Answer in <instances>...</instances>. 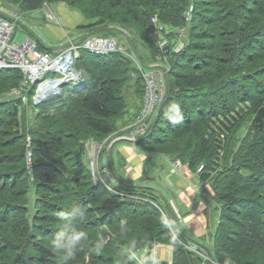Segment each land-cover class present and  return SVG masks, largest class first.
Masks as SVG:
<instances>
[{
  "label": "trees",
  "instance_id": "trees-1",
  "mask_svg": "<svg viewBox=\"0 0 264 264\" xmlns=\"http://www.w3.org/2000/svg\"><path fill=\"white\" fill-rule=\"evenodd\" d=\"M0 2L22 16L44 4L64 3L86 19L76 26L78 32H118L142 68L147 66L139 43L149 57L159 53L154 25L162 26L171 45L182 43L169 52L165 94L136 144L146 153L188 162L192 172L204 162L200 181L213 178L212 197L220 203L209 247L177 233L154 205L155 198H163H152L115 168L119 194L93 181L85 142L115 131L132 97L141 103L140 69L122 53L81 51L75 67L83 73L82 86L71 88L54 106L33 104L31 115L20 95L11 92L20 86L21 71L0 69V264H139L129 250L149 249L154 242L173 246L172 259L159 264H211L187 250L189 243L208 251L216 264H264V0ZM36 40L38 48L50 49ZM241 82L255 83L257 92L243 93ZM227 87L236 104L247 108L248 115L237 121L235 104L229 108L222 99ZM242 123L248 130L239 137ZM220 134H229L226 145ZM220 160L222 170L211 177ZM241 170L251 174L242 177ZM31 181L36 184L33 203L27 189ZM54 241L64 247L57 250ZM153 249L141 253L143 264L151 262Z\"/></svg>",
  "mask_w": 264,
  "mask_h": 264
},
{
  "label": "built area",
  "instance_id": "built-area-1",
  "mask_svg": "<svg viewBox=\"0 0 264 264\" xmlns=\"http://www.w3.org/2000/svg\"><path fill=\"white\" fill-rule=\"evenodd\" d=\"M42 10L46 21L60 22L56 13L50 8V4H45ZM184 16L185 20L188 21L190 18L189 11H186ZM19 19L20 15L4 7L0 2V69H18L21 71L23 78L20 86L12 89L11 92L20 95L26 104L28 103L27 93L31 89L34 90L33 104L38 105L61 96L65 85H69L71 88L82 86L83 73L75 67L76 60L80 55V48L87 49L93 55L120 52L132 60L140 69L143 93L139 110L132 121L108 134L102 140L88 139L85 142L87 167L94 182L109 183L111 170L102 153H107L115 141L127 140L133 145L136 139L146 133L165 94V74L169 70V52L171 50L178 51L182 47V43L175 42L171 45L163 36L162 26L154 25L155 40L159 47V53L155 58L161 62H158V65L142 68L136 54L131 50L127 51L123 47H119L112 36H89L81 43H79L80 40L67 36V43L55 51L38 48L37 40L31 36H25L18 41L14 22ZM18 33L19 31H17ZM48 74H53V77H46ZM29 85V89L25 91ZM203 166L204 164L201 163L197 167V172L201 171ZM115 194L119 193L115 191ZM154 205L163 218H166L162 208L157 204ZM172 207L178 215L173 204ZM155 245V242L152 243L150 250L154 251ZM185 248L198 254L203 261L216 264L209 252L204 248H199L195 243H189L185 245ZM131 253L134 256L133 252Z\"/></svg>",
  "mask_w": 264,
  "mask_h": 264
},
{
  "label": "crops",
  "instance_id": "crops-1",
  "mask_svg": "<svg viewBox=\"0 0 264 264\" xmlns=\"http://www.w3.org/2000/svg\"><path fill=\"white\" fill-rule=\"evenodd\" d=\"M54 6L55 5L50 4V8L56 13L60 22H44V12L40 9L42 17L40 33L41 36L43 33V36L40 37L37 35V38L39 37L40 40L42 39V41H44V46L48 47L49 44H52V46L56 47L50 48V51H55L66 44L64 41L65 38H63L69 35L66 29L74 24V21L78 20L74 12L73 17L70 18L65 12H57ZM54 10H56V12ZM32 11L33 10L25 13V20L27 13L32 15ZM21 26L23 27V25ZM21 28H18L20 34L23 30H27L25 27ZM81 37H83V35L76 38L80 39ZM37 38L35 37V39ZM139 102L137 98L132 97L130 99V110L124 120H128L129 122L132 119V114L137 111V106L141 104H139ZM118 124H120L118 126L119 129L128 123ZM103 155L108 161L110 170L112 167L115 168L122 179L132 185H142L155 189V192H146L161 196V198H163L162 201L166 202L168 207L169 201H172L180 213V218L175 219L182 228L185 236L198 239L211 247V236L218 223L219 211L217 210L218 208L216 209L217 205L213 202V197L211 198L212 195H205L202 189L205 183L200 181L198 174L189 170L188 162L181 163L176 160L174 161L163 154L146 153L138 148L137 144L136 146H132L126 141L114 143L109 151ZM156 159L161 161L160 165H155L154 161H156ZM110 175L112 177H110V184H112L113 181L118 182L114 174L110 173ZM205 187L207 191H209L208 185ZM157 190L160 191V194L157 193ZM164 196L167 201L164 199ZM206 196L208 199H206ZM157 204L162 207L159 203ZM170 216L174 217L172 211ZM163 219L167 221L168 217ZM155 252V255H151L152 259L149 264H156V262L163 259L170 261L172 259L173 246L157 244Z\"/></svg>",
  "mask_w": 264,
  "mask_h": 264
},
{
  "label": "rangeland",
  "instance_id": "rangeland-1",
  "mask_svg": "<svg viewBox=\"0 0 264 264\" xmlns=\"http://www.w3.org/2000/svg\"><path fill=\"white\" fill-rule=\"evenodd\" d=\"M45 5V4H44ZM54 5V4H53ZM43 8V7H42ZM54 8H56V10H57V12H60V13H62V12H65L66 14H67V16L68 17H70V18H72L73 17V14L75 13V15H77V18H78V20H76V21H74L73 23L74 24H72L69 28H67L66 30L69 32V35H67V36H69L70 38H72V39H78V38H76V37H78V36H82L83 35V37H81L80 38V41H79V43H81L85 38H87L88 36H106V34L104 33V31H99V32H95L94 34H87V36H86V34H80V33H82V32H78L77 30H76V26H78V25H80V24H82V23H85L86 22V19H83V16L81 15V14H79V13H77V11H75V9H73L72 7H69L68 5H66V4H64V3H59V4H55V6H54ZM10 9V8H9ZM191 9V8H190ZM12 10V9H11ZM56 10H54L55 12H56ZM74 12V13H73ZM18 13V12H17ZM32 15L30 14V13H27V17H26V20L24 19V17L26 16V14L24 13L23 14V16H22V14L21 13H18V15H20V19L19 20H17L18 21V23L15 25V28H14V30L16 31V38H17V40L18 41H20V40H22L25 36H31V37H34L35 35H39L40 37H42L43 36V33H42V36H41V33H40V28H41V26H42V17H41V12H40V9H37V10H33L32 11ZM43 21L44 22H46V20L43 18ZM26 22V23H25ZM21 24L23 25V27L21 26ZM24 25L26 26L25 28L27 29L28 27V30H23L22 32H21V34L20 33H18L17 34V31H18V26L19 27H22V28H24ZM31 27V28H30ZM43 31V30H42ZM113 33V37L116 39V42L119 44V45H121V44H123V42H125L124 40V37L121 35V34H119L118 32H112ZM63 38H65V42L67 43V37H63ZM41 42L44 44V41H42V39H41ZM45 45V44H44ZM48 47L49 48H54L55 46H52V44H49L48 45ZM138 50H139V52L141 53V57H145V59H144V61H145V64H146V66L147 67H150V66H152V65H158L159 63L158 62H161V60H157L155 57H149V54H148V52L146 51L145 52V48H144V45H142V44H138ZM56 48V47H55ZM124 48L126 49L127 47H126V45L124 46ZM79 51L81 52V51H85V52H88V53H90L87 49H85V48H80L79 49ZM90 54H92V53H90ZM146 58H148V59H146ZM144 68H146V67H144ZM133 76V75H132ZM46 77H48V78H52L53 77V74H48V75H46ZM224 83H226V81L224 80ZM241 85L244 87V88H246V90H243L242 92L243 93H246V92H248V94H250V93H252V92H257L256 91V86L257 85H255V83L252 85H250V86H247V85H245L243 82H241ZM29 87H30V85L29 86H27L26 87V89H25V91L27 90V89H29ZM70 89H71V87L69 86V85H65V86H63V92H62V95L61 96H63V95H65L66 93H68L69 91H70ZM230 87H227L226 88V90H223V93H222V95L223 94H226L224 97L222 96V99L224 100L225 99V101H227L228 103H231V105H230V107L229 108H231L232 107V104L234 103L235 104V106H236V109H238V112H239V114L237 115V119H236V121L237 120H239L240 118H241V116H246V115H248V112L246 111V107H245V104H243V103H241V104H236V102L232 99V97H230ZM27 96H28V103L26 104V103H24L23 104V108L24 109H27V111L29 112V114L31 115L34 111H35V107H34V105H33V99H34V90H30L29 91V93H27ZM61 96H59V97H56V98H53V99H51V100H49V101H45V102H42V104H48V105H51V106H54V105H56L62 98H61ZM27 105V106H26ZM49 111H53V108H50L49 109ZM128 114H125L122 118H120V119H118V123H121V124H124V123H126L127 122V120H124L125 119V117L127 116ZM247 130H248V123H242L241 124V126H240V128L238 129V131L236 132V135H238L239 137H243L245 134H246V132H247ZM161 131V130H160ZM163 131V130H162ZM220 137H221V144L222 145H226L227 144V140H228V138H229V134H227V138H225V136H224V134H220L219 135ZM224 153H225V151L223 150L222 152H221V157H223L224 156ZM104 153H102V155H103ZM176 161H179V160H176ZM28 162H30V161H28L27 160V165H28ZM155 162V165L157 166L158 164L160 165V160L159 159H156V161H154ZM180 162V161H179ZM121 163V162H120ZM200 163H204V162H202V161H200L198 164H200ZM223 163H221V160L219 161V164H218V166L217 167H215V169L212 171V174H211V177H213V175L217 172V171H221L222 170V168H221V165H222ZM230 165H231V160H229V162H228V167H227V169H229L230 168ZM179 166V165H178ZM241 173H242V177H248L251 173L250 172H248L247 170H241L240 171ZM31 179H32V175H31ZM94 181V180H93ZM212 182H213V178L212 179H208V181H206V182H204L205 183V186L206 185H208V190L209 191H207V189H206V187L204 186V187H202V189H203V191L205 192V195H213L214 194V191H213V186H212ZM24 183V182H23ZM113 183H114V181H113ZM117 184L119 185V183L117 182ZM104 185V187H106L108 190H110L111 192H113V193H115V191L117 192V190L115 189L116 188V186L114 185V184H108V182H106V184H103ZM135 186H140V187H143L142 189L144 190V192L146 193V191H153V192H155V189H152V188H149V187H145V186H142V185H135ZM27 189H28V193H29V196L31 197V201L33 200V198L35 197V193H36V184H34V182L33 181H31V183H29L28 184V186H27ZM139 190H141V189H139ZM157 193L158 194H160V192H158L157 191ZM150 195H151V197L152 196H155L154 194L152 195L151 193H149ZM153 198V197H152ZM211 198H212V196H211ZM206 199H208V197L206 196ZM213 199V198H212ZM155 200L160 204V205H162V208H164V209H162L163 210V213L166 215V217H167V214H168V216H169V220H170V222H171V225L173 226V228L177 231V233H182L183 232V230H182V228L178 225V223H177V221H176V219L174 218V217H172V216H170L171 215V210H170V208L168 207V205L166 204V202H164V201H162V200H160L159 198H155ZM213 202L214 203H216L215 201H214V199H213ZM32 203H33V201H32ZM170 203H172V201H170ZM173 204V203H172ZM216 209L218 210V211H220V203H216ZM219 214V213H218ZM162 216V215H161ZM162 218H163V216H162ZM157 250V249H156ZM139 256H142L141 255V253H139Z\"/></svg>",
  "mask_w": 264,
  "mask_h": 264
},
{
  "label": "clouds",
  "instance_id": "clouds-1",
  "mask_svg": "<svg viewBox=\"0 0 264 264\" xmlns=\"http://www.w3.org/2000/svg\"><path fill=\"white\" fill-rule=\"evenodd\" d=\"M83 235V234H81ZM54 247L59 250L61 249L62 247H64V245H62L59 241H54ZM69 255H71V253H69Z\"/></svg>",
  "mask_w": 264,
  "mask_h": 264
}]
</instances>
